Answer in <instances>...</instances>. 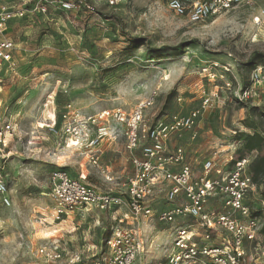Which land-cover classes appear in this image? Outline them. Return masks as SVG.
Returning <instances> with one entry per match:
<instances>
[{
    "label": "rangeland",
    "instance_id": "374dc122",
    "mask_svg": "<svg viewBox=\"0 0 264 264\" xmlns=\"http://www.w3.org/2000/svg\"><path fill=\"white\" fill-rule=\"evenodd\" d=\"M107 1L82 0L90 11L77 7L74 0H0L7 24L4 36L15 45L10 62L0 60V125L9 121L13 127L0 145L9 201L6 205L0 200V264H94L97 258L107 263L104 235L109 237L117 225L134 230L124 186L128 177H120L119 163H130L121 131L135 107L151 94L155 100L143 116L148 125L197 112L192 133L173 134L166 141L169 151L184 150L194 178L207 161L214 165L213 178L224 177L233 167L236 136L260 133L246 126L252 105L240 94L255 66L249 57L264 50V25H256L264 0H252L251 5L198 24L172 13L168 0H114L113 5ZM61 3L75 4L65 11ZM20 11L23 17L16 16ZM226 64L230 71L224 70ZM257 87L264 91V83ZM172 92L176 96L170 112L159 116ZM68 106L73 121L101 110L123 116L121 122L107 121L117 139L104 143L100 168L89 161L94 151L78 152L47 130L51 124L62 126L61 115ZM58 170L101 192L121 195L125 205L112 212L88 209L82 215H64L74 219L76 228L61 230V215L46 189ZM170 187L159 180L149 202L154 215L169 207ZM245 201L262 207L257 187ZM222 202V196H213L203 210L222 212ZM187 203L182 192L173 201ZM257 218L263 224L264 215ZM142 221L138 235L144 247L166 251L165 259L177 230L187 221H193L200 243L217 245L228 239L221 230H212L216 234L211 238L210 230L198 228L194 218L163 223L154 216ZM252 235L259 245L256 261L264 264L263 239L258 232ZM54 244L66 250L60 260L45 254L44 249Z\"/></svg>",
    "mask_w": 264,
    "mask_h": 264
},
{
    "label": "built area",
    "instance_id": "2783aa9c",
    "mask_svg": "<svg viewBox=\"0 0 264 264\" xmlns=\"http://www.w3.org/2000/svg\"><path fill=\"white\" fill-rule=\"evenodd\" d=\"M47 2V0H44ZM77 7H84L90 11L91 7L74 0ZM113 5L114 0H108ZM75 3H61V8L68 11ZM252 0H168L167 7L178 17L186 18L192 24L205 22L221 13L239 6L251 5ZM44 12V9L42 10ZM16 16L23 17L22 11ZM6 21L0 13V60L10 62L11 53L15 50L14 42L4 36ZM258 28L264 25V10L260 12L256 21ZM264 83V66H258L250 73V87L240 94L245 98L247 92ZM155 94L139 103L128 116L121 131L126 148L130 155L133 169L132 175L126 180L127 206L134 224L133 229L120 226L111 228V234L105 242L108 249L106 264H142L144 251L143 241L139 238L142 220L156 219L163 223H172L177 219L194 218L198 228L206 230H221L228 236L217 245L203 244L195 241L197 236L192 228H179L172 239L171 249L167 256V264H243L245 257L244 242L249 234L259 232L262 222L250 217V209L245 205L247 194L253 188L251 178L246 174L247 161H238L232 170L221 178H213L211 171L213 163L203 164L202 174L194 178L185 162L184 150L176 147L169 151L166 141L175 134L192 133L193 120L197 112L173 121L157 120L148 125L144 120V111L152 105ZM68 111L61 115V127L48 125L47 130L78 152L94 151L89 161L94 167L100 168L101 149L106 141H116V132L108 124L121 122L123 116L119 111L109 113L101 110L93 116L74 120ZM54 122V121H52ZM13 132L8 121L0 125V145L5 144L7 136ZM196 134H193V138ZM135 151L139 155L134 154ZM4 165L0 164V200L9 205L7 186L4 183ZM108 181L110 178L106 177ZM171 184L167 192L169 207L155 215L149 202L153 198L159 180ZM47 195L55 203V212L59 215H82L88 209L110 211L125 205L121 195L101 192L96 188L82 183L70 176L66 171L58 170L49 179ZM182 192L187 204L175 205L173 201ZM213 196L223 197L224 211L203 210ZM264 208V202H262ZM242 219V220H240ZM46 256L52 260L63 258L66 250L60 245L45 248ZM103 259L97 258L94 264H103ZM74 261V258L71 259Z\"/></svg>",
    "mask_w": 264,
    "mask_h": 264
},
{
    "label": "trees",
    "instance_id": "16d2710c",
    "mask_svg": "<svg viewBox=\"0 0 264 264\" xmlns=\"http://www.w3.org/2000/svg\"><path fill=\"white\" fill-rule=\"evenodd\" d=\"M103 18L111 19L114 17L103 16ZM132 42L135 43V41ZM137 45L139 44H135V47ZM249 58L250 61H252V64H255L251 71L257 67V65L264 66V50L257 51ZM241 87V91L248 89L250 87L249 79L248 81L244 82ZM175 96L176 94L172 92L166 97L160 108L159 116L168 115ZM255 100L257 101L254 102ZM246 101L252 105L249 109V117L247 119L246 126L249 129L258 131L260 133H255L252 136L245 134H238L236 136V144L239 146L235 155L233 156L231 165L234 166V164L238 161H247L246 174L251 178L253 185L258 188L259 195L261 197L260 205H262V202H264V91L260 90L259 87L252 89L251 91L247 92ZM245 205L250 209V217H263V207H254L252 202L248 203L246 201ZM58 218L59 221L63 222L62 226L60 227L61 230L70 231L76 228L74 219L71 217L61 215ZM192 222L193 221L185 222L183 227L190 226ZM208 233L211 238L215 237L216 233L214 231L210 230ZM258 233L263 239L262 247L260 248L262 253L264 252V222ZM107 238L108 233H106L103 237L104 243L106 242ZM199 238L200 237L195 236L194 240L199 242ZM245 240V257L243 264H258L256 261V256H258V251L256 252V250L257 248L259 250L258 241H256V238L252 234H249L248 238ZM165 258L166 251L161 253L159 250L150 249L148 246H146L144 247L142 255V264H166L167 259Z\"/></svg>",
    "mask_w": 264,
    "mask_h": 264
},
{
    "label": "crops",
    "instance_id": "0c3cea01",
    "mask_svg": "<svg viewBox=\"0 0 264 264\" xmlns=\"http://www.w3.org/2000/svg\"><path fill=\"white\" fill-rule=\"evenodd\" d=\"M119 164H121L122 166H123V169L122 168H120V171H122L121 173H120V177H122V178H124L125 176L126 177H130L131 175H132V166H131V163H124V162H122V163H119ZM128 166V167H127ZM127 170V171H126ZM128 173V174H127ZM109 177V176H108ZM111 180H113V176H111V177H109ZM127 178V179H128Z\"/></svg>",
    "mask_w": 264,
    "mask_h": 264
},
{
    "label": "bare ground",
    "instance_id": "6f19581e",
    "mask_svg": "<svg viewBox=\"0 0 264 264\" xmlns=\"http://www.w3.org/2000/svg\"><path fill=\"white\" fill-rule=\"evenodd\" d=\"M223 68H224V70H226V71H230V70L232 69L231 65H229V64H226ZM47 116L49 117V119L51 118L50 114H48V113H47ZM49 119H48V120H49ZM37 152H38V151H37Z\"/></svg>",
    "mask_w": 264,
    "mask_h": 264
}]
</instances>
